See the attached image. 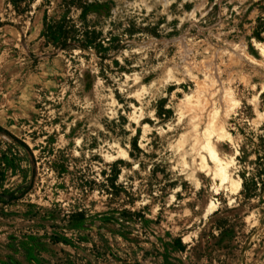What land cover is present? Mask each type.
<instances>
[{
	"label": "rangeland",
	"instance_id": "374dc122",
	"mask_svg": "<svg viewBox=\"0 0 264 264\" xmlns=\"http://www.w3.org/2000/svg\"><path fill=\"white\" fill-rule=\"evenodd\" d=\"M27 2L0 0V125L31 151L0 134V264H264V0Z\"/></svg>",
	"mask_w": 264,
	"mask_h": 264
},
{
	"label": "trees",
	"instance_id": "16d2710c",
	"mask_svg": "<svg viewBox=\"0 0 264 264\" xmlns=\"http://www.w3.org/2000/svg\"><path fill=\"white\" fill-rule=\"evenodd\" d=\"M10 4L14 7V9L18 11H22V4L28 3L27 0H8ZM42 36H44L46 39L50 40L53 43H56L61 49H66L69 48L71 43H75L76 41L78 44L75 46H78L81 49H87L90 48L91 46L95 45L94 39L92 40L89 38V35L92 34L93 38L95 36V32H89L85 28L80 29L77 25L73 23V21L69 19L65 20H54V19H49L47 15H44L43 19V24H42ZM101 45H99L100 47ZM155 114L156 116L162 120V121H167L169 118L172 116V111L171 109L166 107V101L165 99H161L158 101V105H156L155 108ZM0 134H5L7 135L13 143L16 145L20 146L21 148L25 149L28 153H31L28 145L23 142L21 139L7 131L5 128H3L0 125ZM260 143L257 145V149L255 150V155H256V161L259 166H263L264 168V139L261 138L259 139ZM136 147V146H135ZM245 151L241 150V154L244 155ZM130 156H133L132 152H129ZM238 160L241 161V156L240 158L238 157ZM5 163V161H3ZM121 161H115L113 165L117 167L118 163ZM120 172V169H117L109 179V185L106 186L108 189L106 190H112V193L115 195L120 194L118 191V187L116 185V180L118 177V174ZM262 174V173H260ZM241 178L243 181V188L245 189L246 181H247V174L245 171L241 173ZM72 218L75 219L76 224H79L77 226H82V224L85 222V215L82 212H78L74 215H72Z\"/></svg>",
	"mask_w": 264,
	"mask_h": 264
}]
</instances>
